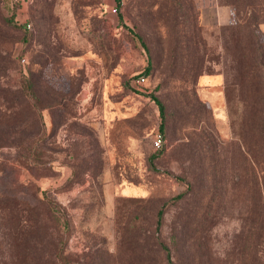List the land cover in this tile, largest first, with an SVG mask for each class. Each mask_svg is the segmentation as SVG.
Returning a JSON list of instances; mask_svg holds the SVG:
<instances>
[{
	"label": "rangeland",
	"instance_id": "374dc122",
	"mask_svg": "<svg viewBox=\"0 0 264 264\" xmlns=\"http://www.w3.org/2000/svg\"><path fill=\"white\" fill-rule=\"evenodd\" d=\"M12 8L0 0V264H171L165 246L176 264H264V0H30L27 26ZM238 27L259 62L243 85L225 47Z\"/></svg>",
	"mask_w": 264,
	"mask_h": 264
},
{
	"label": "trees",
	"instance_id": "16d2710c",
	"mask_svg": "<svg viewBox=\"0 0 264 264\" xmlns=\"http://www.w3.org/2000/svg\"><path fill=\"white\" fill-rule=\"evenodd\" d=\"M116 1L118 3L122 2V0H116ZM19 5L20 4H15L14 6H12L13 11L11 14V18L15 22V24H17L18 26H23V25L27 26V22H20L16 18V10H17ZM240 26H242V22L240 23ZM229 37L231 38V41L228 38L226 40V46L225 47L230 51V53L233 55V58L236 60L235 68L237 70V73L235 74V76L238 79L237 84L243 85L242 84V82H243V70L245 71L247 69V71L249 70L250 76H253V77L256 76L257 77V75H256L257 71L256 70H257L258 63H259L257 61L258 57L256 58L255 49L253 50V53L250 50L251 54L249 56L245 54L246 48L243 50V46H244V44L246 45L249 40L247 39V36L244 35V33H242L241 27H238V29H232ZM245 38H246V42H244ZM251 43L252 42H250V45H251ZM240 48H242V50H241V53L239 55V52H240L239 49ZM18 55L21 56V53L19 52ZM242 63H243V66H242ZM0 66H1V64H0ZM151 67H152L151 61L149 60L144 71L146 73H148L151 70ZM145 72H143V73H145ZM22 83H23V86L25 89V91H23V92H25L29 97L33 98V99H30L29 102L32 104V107L38 112L39 105L37 103L36 96H35L34 82L32 81V79L29 76H27L24 78ZM151 95H153V99H155L156 102L159 104L160 112H161V116H162V121L160 123V129L163 131L165 129L166 105L157 95H155V94H151ZM38 115L41 116V112H39ZM40 137H41V135L39 136V138ZM39 138L35 142L38 143L39 140L41 139V138L40 139ZM33 154H35V157H34L35 159H38V160L41 159V155L39 154V150L37 148H36V152H33ZM156 155H157V153L153 154L152 158L155 157ZM164 213H165V208H164V206H162L158 211L159 221L162 220ZM55 220L57 222L59 221L60 224L63 225V227H64L63 228L64 233H62L60 235V238L57 242V247H56L57 248L56 255L63 262L65 260V247L67 244L66 235H64V234H66L68 227H69L68 214L64 212L62 222H61V217L58 215L55 216ZM165 247L168 248V259H169V261L171 262V264H176L175 261L173 260V257L170 254L169 247L168 246H165Z\"/></svg>",
	"mask_w": 264,
	"mask_h": 264
},
{
	"label": "built area",
	"instance_id": "2783aa9c",
	"mask_svg": "<svg viewBox=\"0 0 264 264\" xmlns=\"http://www.w3.org/2000/svg\"><path fill=\"white\" fill-rule=\"evenodd\" d=\"M30 0H10L12 6H14L15 4H20V5H24L26 3H28ZM114 11H117V6H114L113 8ZM25 56L22 58L23 61H25ZM144 76H141L139 78H137V81H141L144 80ZM163 143V134L160 132V134H158V136L155 138V144L157 147H160Z\"/></svg>",
	"mask_w": 264,
	"mask_h": 264
}]
</instances>
